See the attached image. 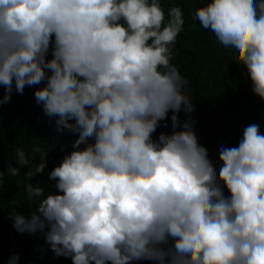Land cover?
<instances>
[{"label": "clouds", "instance_id": "obj_1", "mask_svg": "<svg viewBox=\"0 0 264 264\" xmlns=\"http://www.w3.org/2000/svg\"><path fill=\"white\" fill-rule=\"evenodd\" d=\"M194 18L264 101V0H205ZM183 25L181 8L166 19L159 0H0V104L43 81L36 103L78 132L48 173L59 193L24 185L34 210L9 213L18 234L41 233L72 264H264V134L250 124L237 146L221 145L217 174L193 131L188 82L170 63ZM169 110L171 132L153 140ZM33 151L38 174L45 151ZM14 160L10 176L28 163L22 148Z\"/></svg>", "mask_w": 264, "mask_h": 264}, {"label": "trees", "instance_id": "obj_2", "mask_svg": "<svg viewBox=\"0 0 264 264\" xmlns=\"http://www.w3.org/2000/svg\"><path fill=\"white\" fill-rule=\"evenodd\" d=\"M159 2L166 19L169 7L181 8L184 25L171 45L173 55L170 63L188 82V95L194 105V110L188 114L194 122L193 131L197 143L205 148L207 158L218 174L222 163L218 159L221 145L237 146L243 129L250 124H258L260 133L264 134V101L251 91L246 67L224 54L222 48L212 42L211 31L202 28L194 18L196 8L205 0ZM50 57L51 43L46 58ZM43 84L42 81L38 85H26L22 94H18L13 87L8 102L0 104V173H3L0 175V264H6L13 252L19 253L17 264H72L70 257L54 255L41 233L18 234L9 218L13 210L24 215L34 210L24 192L26 183L40 186L45 195L59 193L54 187L55 182L48 179V173L65 154L73 150L72 143L78 137V132L58 129L56 117H48L42 104L36 103L34 91ZM3 93L4 88L0 85V98ZM171 114L169 110L165 120L159 122L152 133L153 140L161 132H171ZM177 115L180 121L187 118L183 111ZM91 142L92 138L89 139ZM34 147L45 151V167L38 174H35V167L41 162V155L33 151ZM83 147L84 144L78 146ZM16 148L24 150L28 163L19 168L17 175L10 176L6 168L9 163L17 166L14 160ZM221 186L224 195L229 196L222 182ZM165 259L167 261L168 258ZM129 264L157 262L141 259Z\"/></svg>", "mask_w": 264, "mask_h": 264}, {"label": "bare ground", "instance_id": "obj_3", "mask_svg": "<svg viewBox=\"0 0 264 264\" xmlns=\"http://www.w3.org/2000/svg\"><path fill=\"white\" fill-rule=\"evenodd\" d=\"M37 129V128H36Z\"/></svg>", "mask_w": 264, "mask_h": 264}]
</instances>
